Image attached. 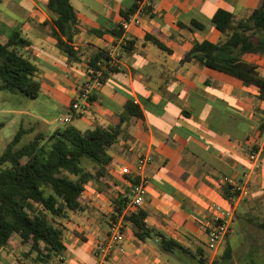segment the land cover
I'll return each mask as SVG.
<instances>
[{"label": "crops", "instance_id": "1", "mask_svg": "<svg viewBox=\"0 0 264 264\" xmlns=\"http://www.w3.org/2000/svg\"><path fill=\"white\" fill-rule=\"evenodd\" d=\"M261 1L159 0L154 14L141 15L140 25L116 36L111 31L123 28V12L138 0H71L77 33L70 44L80 61H70L53 35L57 16L49 10L48 0H0V38L7 41L20 31L32 42L25 52L33 56L41 82V96L27 100V107L0 108V114L8 118L0 123V156L22 127L29 132L24 144L38 133L51 135L67 127L64 119L90 81L87 62L98 50L117 61L119 72L93 93L96 99L88 112L70 125L81 131L116 127L128 100L138 103L144 114L143 120L132 118L123 124L120 140L111 150L113 162L108 169L118 184L111 179L90 181L83 193V211L60 221L66 228L65 261L53 264H99L94 247L109 234L113 198L130 189L120 170L125 164L133 167L140 156L151 157L147 169L151 185L143 209L150 227L178 241L206 264L218 261L227 246L232 249L230 264H264V239L243 227V235H238L236 222L219 251L207 246L208 226L222 213L233 209L234 218L236 214L244 217L256 205H264V100L256 86H246L198 62H183L194 43H219L224 38L212 22L217 11L227 10L240 20ZM193 22L204 28H196ZM148 36L169 51L147 40ZM130 41L136 44L128 52ZM246 59L264 78V56ZM258 146L261 162L255 170L248 156ZM227 183L247 188L248 196L237 202L227 200L223 192ZM124 247L119 264L180 262L161 252L159 239L139 240L129 223L124 228ZM23 248L14 241L12 248L0 251V260L10 262L13 249Z\"/></svg>", "mask_w": 264, "mask_h": 264}, {"label": "trees", "instance_id": "2", "mask_svg": "<svg viewBox=\"0 0 264 264\" xmlns=\"http://www.w3.org/2000/svg\"><path fill=\"white\" fill-rule=\"evenodd\" d=\"M139 1L128 12H123L126 20L137 12ZM48 8L57 16L53 35L58 48L70 61H80L79 52L70 44L77 33V13L71 0H48ZM212 22L224 38L219 43H194L183 62H198L238 78L246 86H256L260 99L264 100V78L255 64L246 59L249 55L264 56V0L246 18L237 20L233 13L220 9ZM193 25L204 28L198 22ZM111 33L122 36L123 28ZM147 40L169 51L158 39L148 36ZM135 44L136 41L128 42L126 51L133 50ZM31 46L32 42L20 31L14 32L7 41L0 38L1 91L20 93L29 99L41 96V82L37 79L39 68L31 53L25 52ZM87 65L90 80L100 72L104 84L111 74L119 72L108 52L102 50L92 54ZM95 99L92 95L89 101ZM132 118L143 120L144 114L138 103L128 100L116 127L96 126L81 131L69 125L51 135L38 133L25 144L22 141L29 132L20 128L0 156V251L12 248L13 242L17 241L19 248H29L25 256L33 264H53L56 260L64 263L61 258L66 252V228L58 220L69 219L71 213L83 211V193L90 181L111 179L118 184L108 169L113 162L111 150L120 140L123 124ZM123 178L131 184L138 183L133 176ZM223 192L229 201L239 195L229 183L223 186ZM128 202L129 198L122 194L113 198L109 221L123 216L125 223L133 226L139 240L157 238L162 253L182 263L189 258L190 263L184 264H206L178 241L150 227L146 222V211L126 210ZM259 226L264 230V222ZM232 260V249L227 246L214 264H230Z\"/></svg>", "mask_w": 264, "mask_h": 264}, {"label": "built area", "instance_id": "3", "mask_svg": "<svg viewBox=\"0 0 264 264\" xmlns=\"http://www.w3.org/2000/svg\"><path fill=\"white\" fill-rule=\"evenodd\" d=\"M158 1L159 0H140L137 12L123 23V29L128 30L133 25H140L141 15L154 14L158 8ZM111 59L114 64H117V61L114 58ZM103 85L104 83L101 81V73L97 72L96 77L91 79L81 88L77 100L72 103L71 110L64 119V123L67 126L72 123L75 117L82 116L88 112L90 97L95 91L101 89ZM261 152L262 148L258 146L257 149H254L248 156L255 170L260 168ZM150 163V156H140L133 167L129 164H125L121 168V176H133L138 180L137 184H131L125 181V184L131 189L130 192L123 190L122 193V195L129 198L126 210L134 211L137 208L141 210L144 209L151 185V180L147 173ZM234 187L235 190L239 192V195L233 199L234 202L242 200L248 196L249 192L247 188L236 185ZM233 222L234 210L231 209L222 213L213 223L209 224L207 246L210 250L217 252L221 249L226 239L233 233ZM125 224L123 216L109 221V234L97 242L94 247V255L98 259L99 264H119L120 260L125 255ZM61 260L65 261V256H63Z\"/></svg>", "mask_w": 264, "mask_h": 264}, {"label": "rangeland", "instance_id": "4", "mask_svg": "<svg viewBox=\"0 0 264 264\" xmlns=\"http://www.w3.org/2000/svg\"><path fill=\"white\" fill-rule=\"evenodd\" d=\"M12 93L9 91H4L3 93L0 92V97H4L2 101H0V108H3L5 106L7 107H19V108H25L27 107V100H31L24 95L18 93L19 97H12ZM8 97L10 99H8ZM8 121V118L3 114H0V123H4ZM63 123L62 121L59 123ZM88 168L91 170L92 167L88 166ZM92 172H94L92 170ZM254 211V212H253ZM62 220H58L60 222ZM235 229L237 231V234L241 236V233L243 235V230L246 229L247 232H250L253 236L257 238L264 239V230L259 226V224L264 222V205H256L253 210H250L247 212L246 216H242L241 214H236L234 218ZM27 250H29L28 247H24L23 249H13V256L12 260L9 261H1L0 264H33L31 259H28L25 254L27 253ZM0 253V258H1ZM256 258V256H254ZM253 257V258H254ZM254 258L255 261H258ZM190 259L187 258L186 262L184 263H190ZM182 262H179L177 264H184Z\"/></svg>", "mask_w": 264, "mask_h": 264}]
</instances>
